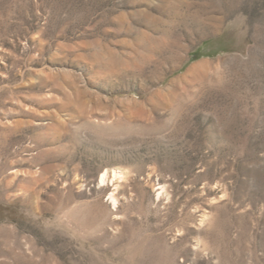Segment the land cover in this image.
Returning a JSON list of instances; mask_svg holds the SVG:
<instances>
[{
	"label": "rangeland",
	"instance_id": "obj_1",
	"mask_svg": "<svg viewBox=\"0 0 264 264\" xmlns=\"http://www.w3.org/2000/svg\"><path fill=\"white\" fill-rule=\"evenodd\" d=\"M0 264H264V0H0Z\"/></svg>",
	"mask_w": 264,
	"mask_h": 264
},
{
	"label": "bare ground",
	"instance_id": "obj_2",
	"mask_svg": "<svg viewBox=\"0 0 264 264\" xmlns=\"http://www.w3.org/2000/svg\"><path fill=\"white\" fill-rule=\"evenodd\" d=\"M107 179V173L106 172H103V173H101L100 174V176H99V182L100 183H102V182H104L105 180ZM162 187V186H161ZM161 192V191H160ZM159 192L157 193V196H159ZM158 198V197H157ZM110 200H111V203L114 205L115 203H116V201H117V199H116V197H115V195H114V193L113 192H111L110 193ZM203 217V219H205L206 217H207V214H203L202 215Z\"/></svg>",
	"mask_w": 264,
	"mask_h": 264
}]
</instances>
